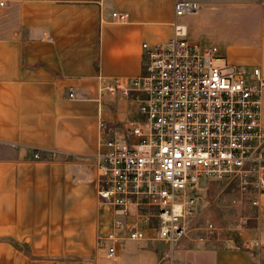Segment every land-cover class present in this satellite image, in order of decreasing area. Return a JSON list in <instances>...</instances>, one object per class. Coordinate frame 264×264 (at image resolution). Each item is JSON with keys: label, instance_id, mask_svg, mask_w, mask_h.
Here are the masks:
<instances>
[{"label": "crops", "instance_id": "1", "mask_svg": "<svg viewBox=\"0 0 264 264\" xmlns=\"http://www.w3.org/2000/svg\"><path fill=\"white\" fill-rule=\"evenodd\" d=\"M176 1L0 0V264H264V209L256 247L123 238L107 256L95 157L144 119L143 45L173 37ZM183 1L201 7L202 49L264 73V0Z\"/></svg>", "mask_w": 264, "mask_h": 264}, {"label": "built area", "instance_id": "2", "mask_svg": "<svg viewBox=\"0 0 264 264\" xmlns=\"http://www.w3.org/2000/svg\"><path fill=\"white\" fill-rule=\"evenodd\" d=\"M200 8L176 1L173 37L162 45H143L148 64L133 85L144 94V119L129 128L130 140L104 141L95 157L99 201L115 212L107 238L110 259L118 256L123 238L161 241L172 249L187 237L203 178L237 180L264 196V73L219 65L217 47L202 49L188 39L177 19ZM203 231L208 242L237 248L221 239L214 224Z\"/></svg>", "mask_w": 264, "mask_h": 264}, {"label": "rangeland", "instance_id": "3", "mask_svg": "<svg viewBox=\"0 0 264 264\" xmlns=\"http://www.w3.org/2000/svg\"><path fill=\"white\" fill-rule=\"evenodd\" d=\"M178 20L187 26L191 38L202 48V11L199 14L182 16ZM196 194L197 214L190 221L187 237L183 241L223 246V243L206 240L203 229L206 224L212 223L220 229L221 239H230L241 247L250 244L258 246L256 244H259L260 240V209H264V196L260 195L258 190L253 187L245 188L237 180L203 178ZM105 246L107 245L104 243L101 248L104 249Z\"/></svg>", "mask_w": 264, "mask_h": 264}]
</instances>
